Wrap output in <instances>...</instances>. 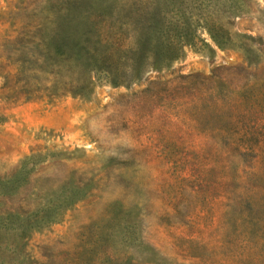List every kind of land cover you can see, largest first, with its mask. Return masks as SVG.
<instances>
[{
  "label": "rangeland",
  "instance_id": "1",
  "mask_svg": "<svg viewBox=\"0 0 264 264\" xmlns=\"http://www.w3.org/2000/svg\"><path fill=\"white\" fill-rule=\"evenodd\" d=\"M244 109L264 0H0V264H264Z\"/></svg>",
  "mask_w": 264,
  "mask_h": 264
},
{
  "label": "trees",
  "instance_id": "2",
  "mask_svg": "<svg viewBox=\"0 0 264 264\" xmlns=\"http://www.w3.org/2000/svg\"><path fill=\"white\" fill-rule=\"evenodd\" d=\"M54 47H55V53L57 54H67L68 52L65 50V49H61L59 48V46H56L54 44ZM39 60H43V58L41 56H38L37 57ZM68 61H70L69 59H67ZM31 61H33V58L30 57L29 59H22V60H19V68L23 66H25L26 68H28L29 66L27 65H30L31 64ZM65 62V61H63ZM41 67L42 69H37V68H33V67H29V69H26V72H24V76H22V79L24 78V81H26L25 83L30 85V86H33L32 82H31V77L34 76L35 73H39L44 70L45 73L49 74L50 76L51 75H57L58 71H54V70H48L49 66L46 65L45 61L43 60V63L41 62ZM21 70V68H20ZM42 86V85H40ZM224 103L223 101H221L220 99H218L217 101H215V103ZM213 105V104H212ZM230 108H226V110H229ZM225 109H221V113L224 111ZM232 117L235 119V121L239 122L238 123V126L236 127V136L237 138L232 141V143L230 144H236V143H239L241 142V137L244 136L245 134H243L241 131L243 130V125L246 126V127H249V130L247 132V135L248 137H252L254 136L255 134L257 136L261 135L262 134V131L264 129V123H262V120H255L253 118V116L249 115L248 114V110H241V111H235V112H232ZM240 119V121H238ZM248 123H247V122ZM226 125H222L220 126L218 129L224 134L226 133V129L225 128H222ZM254 238L251 239V241L253 242V245H258L261 246V248L263 249L262 253H259V256L257 257V259L259 258L261 260V258L264 260V232L260 229H257L256 232H254Z\"/></svg>",
  "mask_w": 264,
  "mask_h": 264
}]
</instances>
